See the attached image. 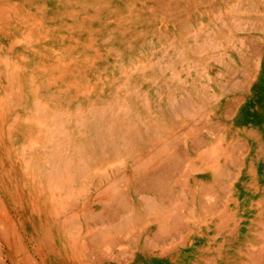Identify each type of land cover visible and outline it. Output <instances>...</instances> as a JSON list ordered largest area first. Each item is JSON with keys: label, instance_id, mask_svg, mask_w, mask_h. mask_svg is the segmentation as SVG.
<instances>
[{"label": "bare ground", "instance_id": "1", "mask_svg": "<svg viewBox=\"0 0 264 264\" xmlns=\"http://www.w3.org/2000/svg\"><path fill=\"white\" fill-rule=\"evenodd\" d=\"M75 1L64 5L76 10ZM152 1L156 8L132 5L129 18L119 19L138 25L137 38L122 57L134 60L138 42L152 48L151 61L134 66L145 74L139 83L87 78L85 70L94 62L77 51L96 49L73 35L81 33V25L61 28L70 37H59L64 42L60 53L47 54L53 63H41L39 52L35 64L15 56V42L0 46V185L15 206L11 213L0 195V264H49L53 256L72 264H127L137 250L164 254L184 245L181 241L195 235L196 226L224 213L214 189L208 183L194 185L193 173L207 171L223 183L227 196L240 179L242 156L234 163L238 171L225 170L231 158L225 145L228 128L216 124L215 107L219 115L236 117L243 96H227L249 92L258 79L264 0H181L178 9ZM34 3L0 0V39L23 30L30 46L34 33L50 36L42 34V21L23 11ZM43 8L37 7L41 16ZM240 75V85L223 82ZM204 133L214 142L201 138ZM150 141L156 145L145 156ZM242 142L244 155L248 141ZM146 217L149 223L142 224ZM151 228L155 233L149 236ZM174 232L181 238L170 240ZM115 248L118 254L110 252ZM250 255L258 264V253Z\"/></svg>", "mask_w": 264, "mask_h": 264}, {"label": "rangeland", "instance_id": "2", "mask_svg": "<svg viewBox=\"0 0 264 264\" xmlns=\"http://www.w3.org/2000/svg\"><path fill=\"white\" fill-rule=\"evenodd\" d=\"M66 1L68 3V0H35V5L24 7L23 11L25 13L30 14L36 20L42 21V34L49 31L50 36L48 38L37 37L41 33H34L33 43L30 46L27 44V46L22 38L24 32L21 30L14 36L1 38L0 46L8 47L10 43L15 42V56H24L27 58L24 60L33 64L38 63L40 57L42 58H40L41 63H53L52 59L47 60V54L50 50L60 53L64 42L59 37L65 35L68 39L70 37V34L61 28L64 25H81V33L73 35L79 38L82 45L94 46L96 49V53L86 48H80L77 51L82 58L89 57L94 62L88 70H85L87 78L94 80L99 75L104 77L114 76L121 83H123L124 78L130 79L128 84L136 81L141 82L145 74L135 69L141 65V62L151 61L152 55L150 52L152 48L149 47L150 43L138 42L139 45L136 46V50L141 53H137L138 56L134 60L122 57L121 54L127 48L126 46L132 39L137 38L135 27L138 29V25L134 23L133 26L132 24L130 26L126 24L127 21L119 22V19L129 18L128 13L131 11L132 5L135 9H139L148 4L149 7L154 9L156 4L152 0H79L80 8L74 10L75 6L66 7L64 5ZM73 2L76 1L69 0V3ZM180 2L182 1L164 0V4H168L170 9L171 7L172 9H178ZM39 6L44 7L42 16L37 11ZM196 22V20H192L191 26L196 27ZM132 27L134 29L130 30ZM68 43L69 40H66L65 44ZM36 52L41 54L39 58ZM19 60L22 62L20 65L23 67V59L20 58ZM204 62L203 59L202 63L205 64ZM262 63L261 68H258V79L249 92L231 91L227 96L228 98L243 96V103L236 107V117L227 118L223 114L219 115V110L215 107V120L219 122L216 124H224L228 128V138L225 145L231 158L225 163V170L238 171L234 166L235 160L241 156L244 158L245 165L239 172L242 174L239 181L234 185L233 194L227 196L223 183H216L214 176L206 175L207 171L193 173L194 185L196 183V186L202 187L204 186L203 183H208V186L214 189L217 196L216 201L222 207L224 213L213 216L214 218L207 221L206 224L196 226L195 231H193L195 235L185 237V240L181 241L184 245L169 248L164 254L158 251L146 250L141 252V250H137L134 260L129 261L127 264H193L194 262L207 264L208 260L212 261V264H252V256L250 255L252 251L258 253V264H264V56ZM163 68L165 71L167 70L166 76H171L172 72L166 69V64H163ZM133 70L136 72L132 73ZM217 72L218 70L215 69L213 76ZM242 81L241 75L238 78L223 80L227 86H232L234 83L240 85ZM144 89H147V87L145 86ZM227 103L228 101L225 99L221 109L225 108ZM199 124L203 126L205 122L201 121ZM201 138L210 140V142H214L213 139H215L209 133L201 134ZM234 140H240V142L234 143ZM243 140L248 141V147H246L248 151L241 155L240 152L245 150ZM154 145H156V142L151 141L146 145L145 156L151 153ZM195 154L198 155L199 152L195 151ZM196 163L200 164L199 161H196ZM201 187H198L196 193V204L201 199ZM0 193L10 212L14 213L15 206L11 200L5 198V191L1 185ZM139 221L142 224H147L149 218H142ZM152 231L155 233L153 228L147 230L149 236ZM180 235L181 232L171 233L170 240H172V236L179 238ZM21 238L30 250L29 246L32 244L28 242L27 234L23 232ZM121 240L125 245L129 243L128 238H122ZM101 251H103V248L100 249ZM110 252L118 254L120 251L119 248H115ZM48 263L72 264L65 257L60 256H53L48 260ZM103 264L117 263L113 261L104 262Z\"/></svg>", "mask_w": 264, "mask_h": 264}]
</instances>
